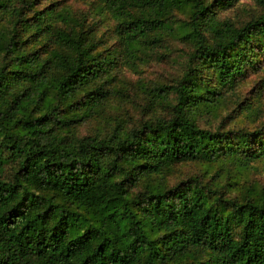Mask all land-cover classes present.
I'll list each match as a JSON object with an SVG mask.
<instances>
[{"label":"trees","instance_id":"obj_1","mask_svg":"<svg viewBox=\"0 0 264 264\" xmlns=\"http://www.w3.org/2000/svg\"><path fill=\"white\" fill-rule=\"evenodd\" d=\"M46 1L0 0V264H264V184L242 179L263 113L241 89L264 0L240 25L219 16L236 0ZM175 41L179 76L129 93L121 66ZM182 162L206 167L168 183Z\"/></svg>","mask_w":264,"mask_h":264},{"label":"rangeland","instance_id":"obj_2","mask_svg":"<svg viewBox=\"0 0 264 264\" xmlns=\"http://www.w3.org/2000/svg\"><path fill=\"white\" fill-rule=\"evenodd\" d=\"M53 1L47 0L45 3ZM67 4H70L76 9H85L91 0H64ZM259 6L254 0H236L233 5L225 10L219 11V16L221 18L229 17L236 24H242L248 21L250 18L254 17L259 13ZM100 18L102 19V24L100 26V32H104L106 36H109L112 32L114 21L107 11L101 13ZM112 43V41H110ZM170 58L163 61H151L145 64L139 65L137 70L132 69L127 66H121L120 75L122 80L128 83L127 91L132 93L134 91L133 82L139 78H144L146 80L156 79L162 80L164 82H171L174 78L179 76L181 72V66L183 62V57L188 51V46L175 41L171 47ZM263 88V89H262ZM242 92L248 99L252 97L260 98V105L262 108L263 115L260 120L264 121V57H260V61L254 70H250L247 73L246 78L242 84ZM262 90V92H261ZM259 93L261 95H259ZM135 103L140 104L142 101L138 98H134ZM126 109L134 117L138 116V109L134 103H127L125 105ZM113 113V110L110 111ZM252 126V125H251ZM249 126V127H251ZM95 128V124L92 122L85 123L78 128L79 135H85L92 132ZM199 164H194L191 162L176 163L171 167L170 174L166 178L168 183L174 184L181 179L187 178L191 175L203 174L204 168ZM212 169L215 167L210 166ZM243 182L249 180L256 181L259 184H264V159L257 160L249 165L247 170L244 172Z\"/></svg>","mask_w":264,"mask_h":264}]
</instances>
